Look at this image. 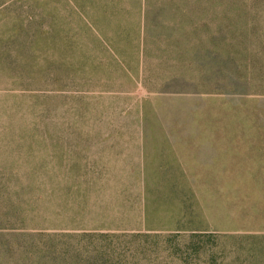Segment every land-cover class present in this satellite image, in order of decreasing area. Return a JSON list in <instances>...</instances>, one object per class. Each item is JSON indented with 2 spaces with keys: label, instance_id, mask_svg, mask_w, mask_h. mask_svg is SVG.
Wrapping results in <instances>:
<instances>
[{
  "label": "rangeland",
  "instance_id": "rangeland-1",
  "mask_svg": "<svg viewBox=\"0 0 264 264\" xmlns=\"http://www.w3.org/2000/svg\"><path fill=\"white\" fill-rule=\"evenodd\" d=\"M182 121L264 138V0H0V264H264V178L181 193Z\"/></svg>",
  "mask_w": 264,
  "mask_h": 264
},
{
  "label": "crops",
  "instance_id": "crops-1",
  "mask_svg": "<svg viewBox=\"0 0 264 264\" xmlns=\"http://www.w3.org/2000/svg\"><path fill=\"white\" fill-rule=\"evenodd\" d=\"M152 124L154 125L152 128H166L162 124H160L161 126L159 124L155 126L154 122ZM199 125L200 123L181 122V193L186 192L184 178L188 177L237 176L264 178V138H249L246 142L239 143L237 141L243 140L235 138H201L194 136L195 132H193V135H190V132L186 134L184 131L185 129L194 130L199 128ZM128 128L139 130L145 129L146 126H132ZM134 133L138 134L140 132L135 131ZM203 157L207 159H202ZM202 170H210L211 172H206L203 175ZM195 188L196 186L193 184V188H191L193 193H196ZM259 199L264 201V195L259 197ZM256 231H264V229Z\"/></svg>",
  "mask_w": 264,
  "mask_h": 264
},
{
  "label": "trees",
  "instance_id": "trees-1",
  "mask_svg": "<svg viewBox=\"0 0 264 264\" xmlns=\"http://www.w3.org/2000/svg\"><path fill=\"white\" fill-rule=\"evenodd\" d=\"M241 33H244V31H241ZM241 35V34H240ZM242 38H244L242 35H241ZM242 38H239L238 37V41L239 43H234L235 46H237L236 44H238L239 46V49L241 51H244L245 48H244V39ZM205 234H197L196 236H194L195 240H192L185 250H181V257L187 262V263H190L191 262V258L192 256H197L199 257L200 256V253L202 252L204 255H207L208 252H207V249L204 248V238L205 236H203ZM195 245H199L200 247L199 248H195Z\"/></svg>",
  "mask_w": 264,
  "mask_h": 264
}]
</instances>
